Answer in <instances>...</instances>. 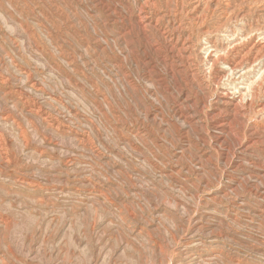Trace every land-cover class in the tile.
<instances>
[{"label":"rangeland","instance_id":"rangeland-1","mask_svg":"<svg viewBox=\"0 0 264 264\" xmlns=\"http://www.w3.org/2000/svg\"><path fill=\"white\" fill-rule=\"evenodd\" d=\"M136 1L0 0V264H264V0Z\"/></svg>","mask_w":264,"mask_h":264},{"label":"bare ground","instance_id":"bare-ground-1","mask_svg":"<svg viewBox=\"0 0 264 264\" xmlns=\"http://www.w3.org/2000/svg\"><path fill=\"white\" fill-rule=\"evenodd\" d=\"M124 1V0H122ZM136 1V0H135ZM145 2H142L144 4H142L141 8V14H139L138 18H137V25L140 27V29L144 32H146L149 28H157L162 34V38H163V41L165 42V44H168L169 45V52L170 54L172 55L171 57H173L174 59H177V60H182L184 59V55L188 53V48L186 47L187 45V41L188 40H184L183 43H180L179 39H180V35L175 33L176 31H167V28L166 29H162V26L159 27L158 26V19L156 21H154L148 14V12H146L145 9H147V7L149 8L151 6V8L155 5L157 6V4L159 5L158 3V0H144ZM170 1V0H168ZM174 1V0H173ZM137 2V1H136ZM201 2V0H200ZM200 2H197V5L200 4ZM168 3V2H167ZM170 3H173L170 1ZM129 4V3H128ZM139 4V3H138ZM174 4H177L176 2ZM173 4V5H174ZM195 4V3H194ZM167 5V4H166ZM172 5V4H171ZM184 5V4H183ZM182 5V6H183ZM161 6V5H160ZM162 7V6H161ZM168 6H166L165 8H167ZM169 7L170 4H169ZM187 7V6H186ZM197 7V6H196ZM195 7V11H196V8ZM150 8V9H151ZM194 8V7H193ZM156 9V8H154ZM164 9V8H163ZM163 9L161 8L162 12H163ZM181 9V8H180ZM115 10V9H114ZM121 10V9H120ZM139 10H140V7H139ZM138 10V11H139ZM160 10V9H159ZM171 10V8H170ZM176 10V9H175ZM152 11V10H151ZM158 12V10H156ZM155 11V12H156ZM172 11V10H171ZM208 11V10H207ZM117 12V11H116ZM169 12V11H168ZM153 13H154V10H153ZM160 13V12H158ZM170 13V12H169ZM168 13V14H169ZM165 14V13H164ZM171 14H174L173 12ZM170 14V15H171ZM188 14V13H187ZM251 14V13H250ZM136 15V14H135ZM153 16V15H152ZM161 16V15H160ZM159 16V17H160ZM164 16H167L166 14ZM248 16V15H247ZM137 17V16H136ZM162 17V16H161ZM160 17V19H161ZM202 17V16H201ZM234 17V16H233ZM237 17V16H236ZM135 18V17H134ZM164 18V17H163ZM170 18V17H169ZM136 19V18H135ZM166 19V18H165ZM172 19V18H171ZM235 20V19H234ZM258 20V19H257ZM164 21V20H163ZM162 21V22H163ZM169 21V20H168ZM249 22V21H248ZM131 23V22H129ZM166 23H169L167 22L166 20ZM227 23V22H226ZM133 24V23H132ZM165 24V23H164ZM170 24V23H169ZM251 24V23H250ZM161 25V23H160ZM203 26V24H202ZM184 28V27H183ZM185 29V28H184ZM238 29V28H237ZM182 30V29H181ZM179 31V30H178ZM258 31V30H257ZM180 32V31H179ZM242 32V31H241ZM245 32V31H244ZM145 34V33H144ZM181 34V33H180ZM236 34V33H235ZM147 35V34H146ZM145 35V36H146ZM208 35V33H207ZM212 36V35H211ZM165 37V38H164ZM189 37V36H188ZM187 37V38H188ZM257 38V37H256ZM169 39V41H167ZM251 39V37H250ZM125 40V39H124ZM222 42V41H221ZM255 42V41H254ZM216 43V42H215ZM250 44V43H249ZM249 44L247 46H249ZM258 45V42L256 43ZM255 46L253 45V47L249 50V52L251 53L254 49L258 48V46ZM241 46V47H240ZM240 46H237L236 44V47H235V51H236V56L238 57L241 52L243 50H245L244 48H242L243 45H240ZM262 46V45H261ZM168 47V46H167ZM244 47V46H243ZM193 48V46H192ZM248 48V47H247ZM166 49V48H165ZM228 49V48H227ZM234 50V48H232ZM260 49V48H259ZM168 50V49H167ZM166 50V51H167ZM158 51V50H157ZM255 52H257L255 50ZM168 53V52H167ZM234 53V51H233ZM253 53V52H252ZM251 53V54H252ZM235 54V53H234ZM247 54V53H246ZM250 54V55H251ZM248 55V54H247ZM245 55V56H247ZM258 55V53L256 54ZM255 55V56H256ZM169 56V55H168ZM254 57H251L249 58L248 62L245 63L244 62V59H246L245 57L243 58H240V62H238V64L232 66V65H229L230 69L232 71H235L240 77L246 79V85H245V90L244 92L242 93H239L237 92L238 94L236 95L235 93H227L225 91H223V93H220V95L218 96V101H216L215 105H217V107H215L214 111H213V120H214V124L216 125V127L218 126L220 130H223V129H230L231 130V124L229 123V120L233 119L231 117H238V116H241V115H245L246 111H247V108H252L253 106V102L255 99L258 98V84H259V87L261 85V81H264V65L260 64L258 62V58H255ZM170 57V56H169ZM215 57V56H214ZM212 56V53H209L207 58L205 59V62H207V65H211V68H213V70L215 69V67L217 66V63L219 62V58H217V56L214 58ZM222 57V56H220ZM258 57V56H256ZM239 58V57H238ZM189 59V58H188ZM193 59V58H192ZM224 59H226L224 57ZM223 58H221V60H224ZM167 60V59H166ZM172 66V65H171ZM190 66V65H189ZM209 68V67H208ZM171 69V68H170ZM219 70V69H218ZM216 70V71H218ZM197 72V71H196ZM210 72V71H209ZM219 72V71H218ZM259 75L258 79L257 80H250L252 78V76L254 75ZM219 73L217 74L216 78L219 79ZM206 77V76H205ZM221 80V79H220ZM222 81V80H221ZM245 81V80H244ZM195 82V81H194ZM242 84V83H241ZM262 86V85H261ZM168 91V90H167ZM181 94V93H180ZM217 98V97H216ZM254 99V100H253ZM188 100V99H187ZM204 100V99H203ZM202 100V101H203ZM206 100V99H205ZM207 101V100H206ZM203 103V102H202ZM205 105V104H204ZM203 106V105H202ZM207 107V106H206ZM181 109V108H180ZM189 109V108H188ZM253 110V109H252ZM250 110V111H252ZM203 111V110H202ZM248 115L250 114L248 111H247ZM185 115V113H184ZM243 116H241L243 118ZM247 116V114H246ZM189 118V117H187ZM231 118V119H230ZM264 118V117H263ZM186 119V117H185ZM212 120V121H213ZM193 121V120H192ZM191 121V122H192ZM232 122V121H230ZM243 124V122H242ZM241 124V125H242ZM214 128V127H213ZM241 128V127H240ZM239 130V129H238ZM226 131V130H225ZM253 131V130H252ZM233 132V131H232ZM255 132V131H254ZM257 135V136H256ZM264 135V132L262 133V136ZM261 136V137H262ZM260 135L255 133L253 134V132L251 133V135L241 144L242 147L241 148H249L250 146H253V145H257L259 142H260ZM262 141V140H261ZM224 142V141H223ZM242 142V141H241ZM245 155V154H244ZM228 156V155H227ZM242 164V163H241ZM233 191V190H232ZM261 209V208H260ZM7 223V222H6ZM7 229V228H6ZM5 238V237H4ZM6 239V238H5Z\"/></svg>","mask_w":264,"mask_h":264}]
</instances>
